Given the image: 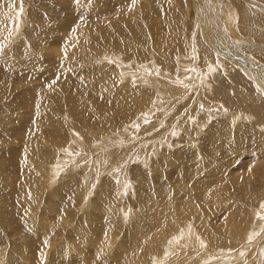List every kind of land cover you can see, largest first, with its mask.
Returning a JSON list of instances; mask_svg holds the SVG:
<instances>
[{
    "label": "rangeland",
    "instance_id": "1",
    "mask_svg": "<svg viewBox=\"0 0 264 264\" xmlns=\"http://www.w3.org/2000/svg\"><path fill=\"white\" fill-rule=\"evenodd\" d=\"M246 1L202 2L217 57L194 0H0V264H264V57L244 50L264 24L241 30L264 0Z\"/></svg>",
    "mask_w": 264,
    "mask_h": 264
},
{
    "label": "bare ground",
    "instance_id": "2",
    "mask_svg": "<svg viewBox=\"0 0 264 264\" xmlns=\"http://www.w3.org/2000/svg\"><path fill=\"white\" fill-rule=\"evenodd\" d=\"M141 1V0H140ZM248 2H250V3H253V5L254 4H257L255 1H252V0H247ZM246 1V2H247ZM53 2V1H52ZM110 2V1H109ZM163 2V1H162ZM167 2H168V5H167V8L170 10V11H168V9H166L167 11H168V13H172L171 12V9L172 10H174L175 11V13H177L178 11H179V9L177 8V6L175 5V4H173V3H171V0H167ZM193 2V1H192ZM202 2L203 3H208V0H194V3H195V9L197 10V12L199 13V18H200V20L198 21V22H200L198 25L199 26H201L202 28H203V31H204V37L206 38V42H207V44H208V46H210L211 47V49L214 51V53L216 54H221V53H223V50H221L218 46H215L214 45V39L212 38V34H214V32H213V22H212V20H211V17H210V13L206 10V8L203 6V4H202ZM255 2V3H254ZM106 3H107V0H89L88 2H85V1H83V0H79V2H75V4H78V7L80 8V9H82V10H84L86 7H88L89 8V10H91V9H94V11H99L100 10V12L101 11H105V9L108 7V5H106ZM186 3H188V6H187V4H186V6L188 7V9H190V7L189 6H191V0H186ZM55 4H56V2H55ZM220 4V3H219ZM218 4V5H219ZM59 5H61V4H59ZM209 6V5H208ZM259 6H261V5H259ZM49 7H52V5L51 6H49ZM110 7V6H109ZM134 7V6H133ZM138 7V6H137ZM137 7H134V8H137ZM184 8V7H183ZM264 8V7H263ZM187 9V10H188ZM226 9H228V8H226ZM245 9V8H244ZM161 10V9H160ZM181 10V9H180ZM220 10V9H219ZM161 11H163V10H161ZM244 11V10H243ZM189 10L186 12L187 14H189ZM246 13H244L243 14V16H242V31H244V32H246V33H251V34H253V30H254V26H255V24L256 25H262V23L264 24V21H260V20H258V18H254V17H252V14L250 13V12H248L247 10L245 11ZM137 13L139 14V11L137 10ZM222 13H223V16H224V13H227L228 14V12H227V10L225 11V9H224V11L222 10ZM241 13V12H240ZM116 14V13H115ZM227 14H225V21H223L225 24H226V27L230 30V31H232L233 29H232V27L230 26V25H232V20H233V16H231V14H229V15H227ZM4 15V14H3ZM118 15V14H117ZM239 15H241V14H239ZM255 15V14H254ZM235 16V15H234ZM238 16V15H237ZM241 17V16H240ZM118 18H119V16H118ZM118 18L116 17V15H115V17L112 19V21H113V25H117L118 23ZM232 18V19H231ZM239 18V17H238ZM6 19V18H5ZM2 20V19H1ZM4 20V19H3ZM133 20H135V19H133ZM238 20V19H237ZM137 21V20H136ZM93 22V21H92ZM262 22V23H261ZM233 23L235 24V22H234V20H233ZM239 23V22H238ZM47 24V23H46ZM58 25H60V22L58 21L55 25H54V29H55V27L56 26H58ZM93 25V24H92ZM101 24L100 23H98L97 24V26H95V27H98V26H100ZM236 25V24H235ZM163 26V25H162ZM264 26V25H263ZM75 28H77V27H75ZM157 28H158V26H157ZM202 28H201V30H202ZM51 28H49V29H47V31H49ZM57 29V28H56ZM58 29H59V27H58ZM200 29V28H199ZM236 29V28H235ZM39 30V29H38ZM76 30H78V31H83L84 30V28L83 27H81V28H77ZM36 31V30H35ZM55 31V30H54ZM1 33V32H0ZM240 33V32H239ZM2 34H3V32H2ZM241 34V33H240ZM247 35V34H246ZM263 34L261 33H258V34H256V35H254L253 34V36H254V38H252V37H250V39L249 40H247V43H251L252 44V46H254V48H252V49H249L250 47H248V46H246V45H244L245 47V49L244 50H246L247 52L249 51L250 53H252V54H255V55H257V56H263L264 57V53L262 54V51L261 50H259L260 48H262V46H264V44L263 43H261V45H260V43H258V41L259 40H262L263 38H264V36H262ZM37 36V35H36ZM40 36H41V34H40ZM240 36V35H239ZM262 36V37H261ZM46 37V36H45ZM33 39V38H32ZM44 39V38H43ZM42 39V41H41V43H40V41L39 40H37V42L36 43H34V44H36V46H34V47H38V46H40V45H45V44H48L49 42L48 41H50V40H46V39H44L43 40ZM255 39V40H254ZM36 40V39H35ZM68 40V39H67ZM163 40V39H162ZM240 40H245V38L244 37H240ZM6 41V40H5ZM69 41V40H68ZM33 42V41H32ZM216 42V41H215ZM68 43V42H67ZM217 43V42H216ZM215 43V44H216ZM38 44H40V45H38ZM52 44V43H51ZM68 44H70V43H68ZM157 44V43H156ZM256 44V45H255ZM38 45V46H37ZM158 45H161V43L159 42L158 43ZM32 46H33V43H32ZM155 46V45H154ZM246 47H248V48H246ZM40 48H42V46L41 47H39V49ZM160 49V48H159ZM32 50V49H31ZM221 50V51H220ZM163 51V50H162ZM228 51V50H227ZM226 51V52H227ZM4 52V51H3ZM11 52V51H10ZM164 52V51H163ZM229 52V51H228ZM233 53V52H232ZM3 54H5V53H3ZM37 54V53H36ZM216 54V55H217ZM224 54V53H223ZM225 55V54H224ZM232 55V54H231ZM16 56V55H15ZM22 56H24V55H22ZM31 56V55H30ZM33 56V55H32ZM41 56H47V55H43V54H41ZM72 56H73V54H72ZM230 56V55H229ZM237 56V55H236ZM0 57H1V54H0ZM8 57V56H7ZM53 57V56H52ZM217 57H219L218 55H217ZM233 57V56H232ZM21 58V57H20ZM29 58V57H28ZM35 58V57H34ZM41 58V57H40ZM2 59V58H1ZM11 60H12V55H11V58H10ZM36 59H38V58H36ZM41 59H43V57L41 58ZM58 59V58H57ZM25 60V59H24ZM28 60V59H27ZM32 60V59H31ZM39 60V63L41 62V60L40 59H38ZM61 60V59H60ZM238 61H239V63L238 64H243V65H245L246 63L243 61V60H240V59H237ZM30 61V60H29ZM219 61V60H218ZM222 61V60H221ZM225 61V60H224ZM237 61V62H238ZM36 63V62H35ZM52 63V62H51ZM54 63V62H53ZM63 63H65V65H67V69H69L70 70V72H71V77L73 76V75H75V76H80V77H82L83 79H86V78H88V80H86L87 81V86H89L90 85V83H95V82H97V79L92 75V74H90V73H88V71L86 70V69H82L83 70V73H81V71H79V69L78 70H76L75 68H77V67H74L75 65H68V61H66L65 62V60H63ZM13 64V63H12ZM58 64V63H57ZM223 65V64H222ZM13 66V65H12ZM221 66V65H220ZM223 66H225V65H223ZM14 68L15 69H18V68H22L21 67V65H20V63H19V65H18V68H17V65H14ZM215 68H216V66H215ZM234 68V67H233ZM249 68H251L250 66H249ZM56 69V68H55ZM214 69V68H213ZM46 69L45 68H41V71H42V73L45 71ZM64 70V69H63ZM210 70V69H209ZM256 70V69H255ZM40 71V72H41ZM47 73V72H46ZM79 74V75H78ZM97 75V74H96ZM100 75V74H99ZM221 75V74H220ZM256 75L258 76H260L261 78H263V80H264V77H263V74L261 73V72H257L256 73ZM98 76V75H97ZM222 76V75H221ZM102 80H103V78H102ZM98 81H99V79H98ZM53 82H54V80H53ZM68 82H69V80H68ZM99 83V82H98ZM58 84V83H57ZM56 83H52L51 84V86H52V88L55 86V85H57ZM103 85H104V83H103ZM23 88V87H22ZM58 88V87H57ZM56 88V89H57ZM105 88V87H104ZM68 90V89H67ZM27 91H28V89H27ZM54 91V90H53ZM58 92V91H57ZM32 93V92H31ZM59 94V93H58ZM103 93L101 92V95H102ZM56 94H54V92L53 93H50V94H48L47 92H43L42 94H40L39 95V97H41V100H42V102H41V104L39 105L42 109H44V108H46L47 106H46V104L44 105V106H41V105H43L46 101H48L47 99H48V97L49 98H51V99H54V98H57L56 96H55ZM81 95V94H80ZM66 96V95H65ZM242 96V95H241ZM31 97V96H30ZM102 97V96H101ZM66 98V97H65ZM51 99H50V101H51ZM7 100V99H6ZM17 100V99H16ZM49 102V101H48ZM29 103V101L28 100H24L23 99V101H21L20 103H19V106H21V107H25V105L26 104H28ZM11 104V103H10ZM50 104V103H49ZM51 105V104H50ZM11 106H13V105H11ZM10 106V107H11ZM8 107V106H7ZM123 108V107H122ZM12 109V108H11ZM13 110V109H12ZM45 112H46V110H44ZM74 112V111H73ZM14 114H19L20 113V111H14L13 112ZM38 113H39V115L40 116H42V114L44 113L43 111L42 112H40V111H38ZM47 113V112H46ZM45 114V113H44ZM9 115H11L10 117H13L12 119H14V116L12 115V114H9ZM19 116H21V115H19ZM15 119H19V118H16L15 117ZM14 119V120H15ZM20 122V121H19ZM21 123H22V121H21ZM76 125V124H75ZM103 132V131H102ZM18 137V136H17ZM16 137V138H17ZM19 140V139H18ZM21 140V139H20ZM22 146H24V145H22ZM7 147V146H6ZM5 149V148H4ZM16 149V148H15ZM23 151H26L25 153V156H27L28 157V154L27 153H29V151H27L28 150V147L25 149V146L23 147ZM7 150V149H6ZM8 150L9 151H12L11 149H9L8 148ZM20 150V149H19ZM22 150V149H21ZM43 150V149H42ZM13 152V151H12ZM38 152V151H37ZM2 153H3V151H2ZM7 153H8V151H7ZM7 153H6V151H5V154L7 155ZM38 153H36V155H37ZM12 155V154H11ZM8 156V155H7ZM78 160V159H77ZM27 161H29L28 159H25V161H24V163H25V165H26V167H27ZM5 163V162H4ZM3 165H5V164H3ZM56 168V167H55ZM2 171V170H1ZM4 174V173H3ZM35 176V175H34ZM12 181V180H11ZM234 181H236V180H234ZM4 183H6V185H10V181L9 180H4L3 181ZM14 182V181H13ZM13 182H11L12 184H13ZM247 183L248 182V177H247V179H246V177H239L238 179H237V181H236V183H239L240 184V186H242L243 185V187H244V189H243V191H244V195H250L249 193H248V189L246 188L245 189V186H244V184L243 183ZM21 184H22V182H21ZM5 185V186H6ZM15 186V185H14ZM237 187V186H236ZM239 188V187H238ZM68 189V188H67ZM26 190V189H25ZM247 191V192H246ZM13 192V191H12ZM243 194V193H242ZM25 195V194H24ZM243 195V196H244ZM25 198V197H24ZM25 204H27V203H25ZM184 204V203H183ZM264 207V206H263ZM52 208V207H51ZM3 209H4V207H3ZM264 210V209H263ZM259 214H264V211L262 212V213H259ZM259 216H261V215H259ZM260 220V219H259ZM10 222V221H9ZM8 222V223H9ZM259 223H261V224H264V215L262 216V220L259 222ZM161 227H163V224H161L160 225ZM243 226V225H242ZM237 227H241V226H237ZM13 228V227H12ZM11 228V229H12ZM236 228V227H235ZM261 228V227H260ZM220 229V228H219ZM226 229V228H225ZM18 230V229H17ZM9 231H10V229H9ZM22 231V230H21ZM154 231V230H153ZM218 232V234L219 235H221L222 234V232L224 231V232H226V230H224L223 228L222 229H220V230H217ZM11 233H12V231H11ZM228 233V232H227ZM242 232H240V234H241ZM239 234V235H240ZM251 234V233H250ZM23 236V235H22ZM251 237V236H250ZM19 239H21V238H19ZM250 240V239H249ZM235 241V240H234ZM92 252V251H91ZM26 253H27V251H26ZM91 254V253H90ZM27 255V254H26ZM82 255H84V254H82ZM86 255V254H85ZM86 257V256H85ZM92 258H94V257H92ZM84 260V259H83ZM89 260V259H88ZM85 261V260H84ZM71 263V262H70ZM84 263V262H83ZM128 263V262H127ZM130 264V263H129Z\"/></svg>",
    "mask_w": 264,
    "mask_h": 264
}]
</instances>
